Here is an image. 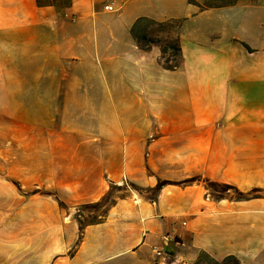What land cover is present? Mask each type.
I'll use <instances>...</instances> for the list:
<instances>
[{"label":"crops","instance_id":"0c3cea01","mask_svg":"<svg viewBox=\"0 0 264 264\" xmlns=\"http://www.w3.org/2000/svg\"><path fill=\"white\" fill-rule=\"evenodd\" d=\"M203 1L0 0V264H149L169 244L189 263L264 264V197L169 183L82 236L70 211L122 182L264 189V32L249 4ZM143 16L183 19L177 69L139 47Z\"/></svg>","mask_w":264,"mask_h":264},{"label":"trees","instance_id":"16d2710c","mask_svg":"<svg viewBox=\"0 0 264 264\" xmlns=\"http://www.w3.org/2000/svg\"><path fill=\"white\" fill-rule=\"evenodd\" d=\"M239 1L240 0H231L228 3L215 4L212 2V0H205V3L197 4V5L201 9L204 10V9L214 8V7L233 6L237 4ZM182 23H183L182 18L158 21L153 18L143 16V17H139L135 21V23L131 27V34L135 38L139 47H141L142 49H149L153 45L159 46L161 49V59L164 58V55L168 49H172L175 55L179 56L180 58L179 63L174 64V65H166L165 63H163V66L166 69L174 70V69H177L181 65L182 49H181V44H180V29H181ZM173 24L175 28L177 29V36H176L175 43H170L167 46H163L160 42L154 40L153 36L151 35L152 32L150 31V25H157L160 31H166L168 29V26L173 25ZM195 182L204 183L207 189V194L209 195L210 198H213L215 200H221L225 198H231V199H236V200H246V199H251V198L264 197V189L254 188L250 191H243L235 185L213 181L201 175L188 178L181 182H172L168 180L159 179L157 185L153 188H150V190L157 193L161 187L169 183L193 184ZM122 188H123L122 185H114L107 191V193L101 199L95 202L80 204L76 207L77 213H76L75 218L77 219L79 223L80 230H81V236L83 235L84 230L87 226L91 224H97V223L104 222L107 219L110 208L117 201V200L112 201L113 191L120 190ZM47 194L52 195L53 193L47 192ZM59 203L62 207L68 208V206L60 199H59ZM84 213H87L86 216H84ZM201 254L208 255L204 251H201ZM229 257L236 258L235 256H229Z\"/></svg>","mask_w":264,"mask_h":264},{"label":"rangeland","instance_id":"374dc122","mask_svg":"<svg viewBox=\"0 0 264 264\" xmlns=\"http://www.w3.org/2000/svg\"><path fill=\"white\" fill-rule=\"evenodd\" d=\"M230 1L231 0H212V2L215 4H224ZM203 3H205V0L203 1ZM237 4H249L244 13V17L247 21V27L254 30L255 25L253 23L257 22L259 24L257 27L260 28V34H263L264 0H240ZM213 17L216 21L220 18L218 15H215ZM150 31L152 32L151 35L153 36L154 40L160 42L163 46H167L170 43L176 42L177 29L175 28L174 24L168 26V29L166 31H160L157 25H150ZM179 60V56L175 55L172 49H168L164 55V58L161 59V63H165L166 65H174L179 63ZM128 184L129 185H122L123 188L120 190L113 191L112 201H118L121 198H127L136 194H144L149 199H154L157 195V193L150 190V188L142 189L136 185L131 184L130 182ZM76 207L77 206L71 207L70 210L73 218H75L77 213ZM86 214L87 213H84V216H86ZM159 247L162 248V246ZM162 249L164 251V257H158L157 255H155V253L153 252V247L152 249H150L149 254L147 255L150 261L149 264H240L239 260L234 257L228 256L222 260H216L210 255L201 254V252L199 253L197 260H194L193 263H189L186 261H182L181 259H179V257H176L177 252L174 251L172 244L166 245Z\"/></svg>","mask_w":264,"mask_h":264},{"label":"built area","instance_id":"2783aa9c","mask_svg":"<svg viewBox=\"0 0 264 264\" xmlns=\"http://www.w3.org/2000/svg\"><path fill=\"white\" fill-rule=\"evenodd\" d=\"M106 8L108 10H111L113 11L114 10V7L112 5H107ZM119 185H129L128 182H122L121 184ZM153 252L155 253V255H157L158 257H164V251L162 248H160L159 246H153Z\"/></svg>","mask_w":264,"mask_h":264}]
</instances>
